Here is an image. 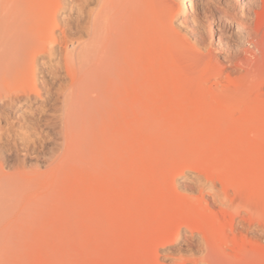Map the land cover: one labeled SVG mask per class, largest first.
Listing matches in <instances>:
<instances>
[{
	"label": "bare ground",
	"instance_id": "obj_1",
	"mask_svg": "<svg viewBox=\"0 0 264 264\" xmlns=\"http://www.w3.org/2000/svg\"><path fill=\"white\" fill-rule=\"evenodd\" d=\"M187 2L195 21L200 1ZM231 2L219 21L238 24L236 37L248 47L243 49L248 55L236 65L249 74L250 82L240 79L245 85L234 82V88L227 84L231 88L226 89L215 83L216 88L206 91L203 85L214 74L217 58L195 52L178 33L172 23L174 0H71L76 12L72 20L60 18L67 0H0L1 112L11 114L19 104L42 96L46 89L44 80L41 87L38 80L42 54L53 56L60 46L64 60V67L57 64L51 71L61 83L43 118L51 139L33 148L0 145V264H98L109 255L116 257L113 264H161L160 248L176 242L183 228L199 239L203 264H264V246L258 248L254 241L234 234L233 227L228 233L220 215L207 214L204 203L184 199L181 207L177 204L179 213L173 214L171 194L155 201L159 186L146 189L144 196V183L137 186L121 178L129 179L125 173L131 129L133 137L143 141L151 135L172 138L174 148L187 140L189 152L182 156L186 159L205 143L201 157L192 163L208 164L214 158L213 168L223 171L224 180L249 189L240 199L250 195L264 201V0L261 9L243 3L238 18L235 10L229 12L230 6L237 8L236 0ZM208 6L205 2L204 13L213 17L216 9ZM253 13L255 25L250 22ZM218 41L222 43L220 37ZM205 57L210 59L207 65ZM194 130L195 137H190ZM241 130L245 138L239 136ZM250 135H257L261 144L256 152L241 148ZM210 136L219 147L215 145L216 152L209 146ZM235 140L237 150L229 152ZM110 158L115 164L108 162ZM81 189H92L95 198L106 189L107 206L117 194L124 195L119 205L118 200L114 203L121 208L119 220L101 222L102 228L92 230L91 236L118 230L107 246L93 245L90 235L83 242L69 239L81 222L68 220L64 209ZM127 207L132 210L127 212ZM132 234V242L138 243L130 249L126 243L130 245Z\"/></svg>",
	"mask_w": 264,
	"mask_h": 264
},
{
	"label": "rangeland",
	"instance_id": "obj_2",
	"mask_svg": "<svg viewBox=\"0 0 264 264\" xmlns=\"http://www.w3.org/2000/svg\"><path fill=\"white\" fill-rule=\"evenodd\" d=\"M67 1H69L70 3L66 8H64L61 11V14H60L61 20H67V19L72 20L76 14V12L73 11L71 8L72 7L71 0H67ZM174 1L177 4L175 6L176 7L175 12H174L175 17L173 18L172 23H173V26L178 31V33L181 34V37L186 38V40L191 44V48H193L195 52L198 51L199 54L202 53L203 56L208 55V57L211 54V57L217 58L216 61H214L215 68H213V70L211 68V70L214 71L213 75L210 73L213 77L209 75L211 76L209 78L212 80H210L209 78H206L208 79L206 80L208 81L207 84L205 85L206 81L204 82L203 86H205V90L210 91L211 87L215 86V83H217L218 88L221 89V87L223 88L225 87L226 89V88H231V87L234 88V85H233L234 82L244 83L241 80H244V81L246 80L250 82V77L249 76H248L249 78L247 77V75L249 74L248 73L247 75L244 74L245 70L243 68L241 69L240 66L236 65V64L240 65L241 61L243 62L245 57L248 55V54L243 53L245 50L248 49V47L243 46L244 47L243 48L242 47L243 41H241L240 39H237L236 37V31L238 30L237 29L238 24L234 22L232 23V25H227V23L223 22L221 24V22L219 21L220 16L221 15L223 16L226 14L225 12H222V10L223 9L226 10L225 8L228 7V3H230L232 0H199L200 1L199 5L201 7L200 8L201 15L200 14L197 15L195 17L196 18L195 21L191 19L193 16L189 13V10H188V2H187L188 0H174ZM205 2L207 3V5H209L208 7H211L213 9L215 8L217 10V12L216 10H214L216 14L215 15L213 14V17H210V13L205 15L204 13ZM236 2H237L236 3L237 8L234 9L233 7L230 6L229 12L232 13L233 10H235L234 12L235 13L237 12V15L235 14V17L237 18L241 16L240 8L243 3L253 4L256 6V8L259 6L260 9H261L260 5L262 3L261 0H236ZM231 3H235V0H233ZM253 17H254V13H253ZM250 22H252L251 24L255 25V17L253 18V21L250 20ZM62 25H64V21ZM218 26H220L221 29L220 28L218 29ZM58 33H60V30L58 31ZM219 37L220 39H222L221 44H219V41H218ZM60 50H61V47L58 46L55 49V53L53 54V56L42 54L39 57V60H38V67H39L38 78L39 79L38 80L40 83V87L42 86L41 83L43 80L46 84V89L42 91V96L37 97L36 99L32 101H25L19 104L11 112V114L7 115L5 112L3 113L0 111V145L2 146L4 145L6 147L18 146V147L23 148L28 144L30 145L31 148H33L34 146L44 141L45 139L47 141L51 139V136L48 134L47 130L44 128L43 118H45L46 110L48 109L51 102L53 101L57 88L60 87V83H61L60 81L61 79L55 80L51 73L52 69L54 70L57 64L64 67V60L62 58V53ZM210 51L213 53L214 56H212V53ZM208 60L210 59H207V58L204 59L205 65L209 63ZM218 61L221 67H223L221 68L219 66V69L221 71L223 69L222 71L223 74L219 72L220 71L219 69H217L216 64H219ZM234 68L235 69L237 68V70L235 71ZM238 70L240 71L238 72ZM218 73L219 75H217ZM221 75L224 77H220ZM240 75L241 76L244 75V77H239ZM67 79L69 80V77H67L65 81H67ZM227 84L229 85L231 84L230 85L231 87H229V85ZM238 84L236 83L235 85L237 86ZM239 85L243 87L245 83L244 85L242 84L243 86L241 84ZM214 88H216V86ZM244 88L247 89L248 85L247 87L244 86ZM247 91L248 90H246V92ZM194 131L195 132L190 131V137H195L193 134L195 133L196 135V130ZM243 133L244 131L241 130V132H239V136L241 135L240 137L244 136L243 138H245V135H243ZM158 136L151 135L147 137V140L149 141H143L144 138L142 139V137L140 136H138L139 138L137 137L135 139V137H133L131 129H129L128 134H127L129 153L127 155L128 162L126 163L128 172L125 173V176L126 177L128 176L127 178L129 179H125L124 176H122L121 177L122 180L124 179L125 183H126V180H128L127 182L129 183L132 181L131 183L136 184L137 186L139 184L144 183L143 184V186H145L144 191H143L144 196L145 194L148 193L146 189L149 190V188H153L155 190L156 187L158 188L159 186V189H156V191L158 190L159 192H161V193L157 192L161 195L157 194L155 191L156 193L155 195L157 196V197L155 196L156 197L155 201L161 198L165 199V197H168L171 194V196L174 197L171 200V204L173 202L175 203V204L173 203L175 206L173 205L172 207L176 208V209L175 208L171 209L172 211L174 210L172 212L173 214L179 213V211L181 210L180 207L185 200H186L185 202H190V203L192 202L195 204L204 203L203 205H205L206 207L208 206L207 210L209 212L206 211L207 214L212 213V215H214L213 213L215 212V214L217 213L216 215L218 216L220 215L219 218L221 222L223 223V225L227 227L228 233L230 234L232 233L231 228L233 227L234 234L238 235L239 237H247L250 241L252 242L254 241L255 246H257L258 248H262L264 246V209H263L264 205L261 204V201H263V197L259 198L256 196V198H259L257 200L255 196L249 197L250 195L249 196L245 195L246 197L245 199L243 197L242 199H240L241 196H244V194L249 193V191H247L249 189L245 190L243 187L237 188V186L235 185L233 186L234 183L231 185V183H229L227 180H224L225 176H224L223 171L219 167H217V169L215 168L216 170H214L213 168L214 158H210L209 160L210 162L208 161L209 162L208 164H206V162L205 163L199 162V164H196L195 162L196 165L192 163L195 159L198 158V156L201 157L200 154H202L201 153L202 150L204 151V148L206 146L205 143L204 145L201 144V147L199 146V148L196 151H194V153L192 154L194 156L191 155L192 159L191 158L186 159L185 157L184 159L182 156H185V154H188L189 152V148H188L189 143L187 142V140L182 141V139H176L175 142L178 143L179 141H182L183 143L182 142L181 144L178 143L177 146H175L174 148V145L176 143L174 144V141L172 140V138L171 140L173 141V143H171L172 141L169 140V137L167 139L165 137H160L159 139ZM250 136L246 137L247 141L244 142V144L242 145L243 147L241 148L251 149L253 152L254 151L256 152V150L258 149L255 150V148H260L261 144H259L257 141V135H254V136L250 135ZM210 138L212 137L210 136ZM249 139L251 140L249 141ZM213 140L214 138L211 139L209 146L212 147L213 152H216L218 151L217 149L218 146L214 144ZM170 143L174 145L172 146L170 145ZM238 143L239 142H237V144ZM180 145L182 147H180ZM235 145H236V140L230 143L228 151L234 152L235 150H237V145L236 146ZM238 145H241V144H238ZM111 159L112 161H110ZM110 160H108L109 163L114 162L115 164V161H113L114 160L113 158H110ZM194 165L196 167L199 166L200 168L199 167L195 169L191 168V166H194ZM80 169L81 168H78V171ZM100 171H101V168H98V170L94 171L95 177H97L96 175H99ZM216 174H219V175L216 176ZM221 175L224 177H221ZM115 178L116 180L120 179L118 174L117 176L115 175L114 179ZM220 179L221 180L223 179L224 182H222ZM112 181L114 182L113 179ZM135 181L137 182L133 183ZM116 182H118V180ZM119 182H121V180ZM157 183L158 184L161 183V184L158 185ZM160 185L162 186L160 187ZM106 189L105 191L102 190L101 194L100 195L98 194L99 196H97L96 198L94 196V193H93L94 191L92 189H81L79 190L78 193H76V196H75L76 199L72 198V200L74 199L73 201L69 200L70 201L69 203L66 202L65 209H64L65 210L64 215L66 216V218L67 219L71 218L70 220L73 219L74 221L77 220L78 222L79 221L81 222L80 227L76 229L74 234L69 238L70 240L77 241V242L82 241V239L85 238L86 236L88 235L91 236L92 230L94 231V230H99L100 228H102L99 223L102 222L101 225H103L106 222L112 223V222L119 220L116 217L118 216L117 213H119V210H121V208H119L118 205L120 204V201H122V199L124 200V197H123L124 195L121 193L117 194L118 198L115 201L117 202L118 200L119 203H116L115 201L113 202L115 198L113 199L112 197L113 200H112L111 206H109L110 205L109 202H108L109 205L107 206L105 204L107 200L104 197L105 194H107ZM143 192H142V196H143ZM162 193L164 197H162L163 196ZM174 193L176 194V196L174 195ZM68 194L69 193L66 192L67 196L70 195ZM249 198H251V200H249ZM255 199L257 201H260V199L262 200L259 203ZM92 201L93 203H91ZM101 201L103 202L105 201L104 204L106 206L104 207V209H102L101 204H99V202L102 203ZM114 203L118 205H115ZM153 203L155 204V202ZM259 204L261 205L258 206ZM262 205L263 207H261ZM151 208L152 206L150 208L148 207L147 211L144 214V217H147L149 215L150 211L152 210ZM131 210H132V207H129L127 209V212H130ZM175 210H176V213H175ZM225 210H228V211H225ZM228 212H230V216L228 215L229 214ZM122 217L123 218H120V219L121 220L124 219L126 221L125 219L126 217L125 216H122ZM231 222L233 224H231ZM88 232H90V234ZM117 233H118V230H115V229L106 230V231L104 230V232L102 233L97 232L91 236V239H92L91 242H93L92 243L93 245L94 244L101 245V246L106 245V244L109 245V241L114 236H117ZM132 235H130L131 237L129 236L130 238H128L127 240V242L131 240L129 243L130 245L128 246V244L126 243L127 248L131 246L130 249H133L134 248L133 246H136L135 244L138 243L137 241L138 239L136 240V242L135 241H133L134 243L132 242L133 238H135V236L134 235L132 236ZM131 243H133V245H131ZM80 244H84V243H80ZM126 246L124 247L125 249H126ZM200 250L201 249L199 246V239L197 237L192 238L190 231L187 228H183L181 231V235L176 242L168 246H165L163 248H160L159 261L161 264H203L201 262L203 259V253L201 252L202 250L201 251ZM113 256L109 255V256H106L105 258L102 257L105 260L104 263L102 262L98 264H113L112 262H115L116 260L115 259L116 257H113ZM182 260L184 262H182Z\"/></svg>",
	"mask_w": 264,
	"mask_h": 264
}]
</instances>
